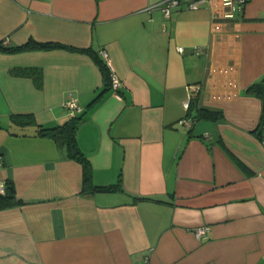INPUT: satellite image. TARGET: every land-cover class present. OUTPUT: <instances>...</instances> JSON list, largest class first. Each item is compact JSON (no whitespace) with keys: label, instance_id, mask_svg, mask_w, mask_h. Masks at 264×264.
I'll return each instance as SVG.
<instances>
[{"label":"crops","instance_id":"1","mask_svg":"<svg viewBox=\"0 0 264 264\" xmlns=\"http://www.w3.org/2000/svg\"><path fill=\"white\" fill-rule=\"evenodd\" d=\"M158 1L0 0L2 45L76 49L0 48V180L24 201L0 209V264H264V99L248 90L264 78V0H179L169 15ZM13 66L39 67L41 85ZM70 97L92 182L151 199L84 193L80 163L36 135L70 117Z\"/></svg>","mask_w":264,"mask_h":264},{"label":"trees","instance_id":"2","mask_svg":"<svg viewBox=\"0 0 264 264\" xmlns=\"http://www.w3.org/2000/svg\"><path fill=\"white\" fill-rule=\"evenodd\" d=\"M58 48V47H65L69 49L76 50L72 47H67L58 42H36L34 40H29L23 45L15 46V47H6L0 43V48L4 49L5 51H16L24 48ZM81 51H85L91 54L96 62L99 64L100 69L102 70L106 83L110 86L109 80V69L105 66V64L100 61L94 52L89 49H80ZM98 53V51H97ZM10 73L14 75H24V76H32L36 86L41 85V71L39 67L36 66H13L10 68ZM248 90L264 99V78L260 81L253 83L249 86ZM81 115H74L70 116L67 120L62 122L61 124H57L51 127H45L38 125L36 128V135L42 137H49L54 139L57 143L64 145L66 150V156L70 159H73L80 163L83 170V177H82V191L84 193H91L95 191H122L126 195L130 197V199L134 202L140 199H151L149 197L137 196L132 195L130 193L125 192L120 182H116L114 184L109 185H95L91 180V167L90 163L82 152L80 147L78 146L76 140V131L78 125L81 121ZM10 119L14 123H18L21 125L31 124L34 122L33 116L29 113L24 114H11ZM5 192L0 193V209L16 206L23 204L20 198L16 196L14 186L11 182L5 181Z\"/></svg>","mask_w":264,"mask_h":264},{"label":"built area","instance_id":"3","mask_svg":"<svg viewBox=\"0 0 264 264\" xmlns=\"http://www.w3.org/2000/svg\"><path fill=\"white\" fill-rule=\"evenodd\" d=\"M224 9L227 12L235 11V10H240L247 2V0H222ZM179 0H161L158 1L157 3H154L150 5V8L154 7H159L166 15H169L171 10L174 7H177L179 5ZM198 5L197 1H192L188 4V7L194 8ZM214 29H219V25H214ZM178 51H182V47L179 46L177 47ZM98 54L101 55L104 59H107L108 54L105 49H100L98 51ZM109 80H110V87L117 90L120 85L121 81L120 78L117 76V74L109 69ZM199 90V86L197 84H189L188 85V99H186L183 102L184 108L188 109L189 104H190V97L193 93L197 92ZM64 106L69 109L70 116H74L77 111H79V106L76 102V99L73 97H70L67 101L64 102ZM180 122L183 124H186L190 126L191 121L187 117H183L180 119ZM261 144L262 147H264V137L261 139ZM5 181L0 180V193L5 192ZM209 227L207 225H202L194 228V235L196 238H200L203 234H205L208 231ZM141 264H150V254L149 253H144L142 256Z\"/></svg>","mask_w":264,"mask_h":264}]
</instances>
